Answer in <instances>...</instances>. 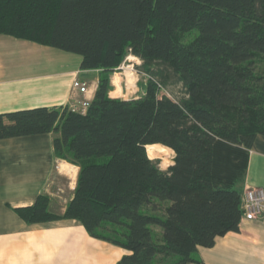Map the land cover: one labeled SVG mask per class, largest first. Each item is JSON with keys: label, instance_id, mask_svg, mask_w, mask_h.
<instances>
[{"label": "trees", "instance_id": "16d2710c", "mask_svg": "<svg viewBox=\"0 0 264 264\" xmlns=\"http://www.w3.org/2000/svg\"><path fill=\"white\" fill-rule=\"evenodd\" d=\"M0 34L99 72L83 112L0 114V139L53 133L55 157L79 168L64 213L41 194L16 209L27 224L74 219L127 251L116 264H204L198 248L238 231L248 152L264 136V0H0ZM128 55L144 92L111 98ZM154 145L174 152L165 170Z\"/></svg>", "mask_w": 264, "mask_h": 264}, {"label": "crops", "instance_id": "0c3cea01", "mask_svg": "<svg viewBox=\"0 0 264 264\" xmlns=\"http://www.w3.org/2000/svg\"><path fill=\"white\" fill-rule=\"evenodd\" d=\"M50 48L0 34V114L38 107L79 111L83 96L71 91L75 76L92 85L94 96L99 72L81 70V57ZM53 136L0 139V264H116L127 251L90 236L78 221L27 224L16 213L45 194L50 212L62 214L73 197L79 168L55 157ZM251 187L264 190L260 135L248 152L242 194ZM197 256L204 264H264V214L258 220L242 218L237 232L198 248Z\"/></svg>", "mask_w": 264, "mask_h": 264}, {"label": "rangeland", "instance_id": "374dc122", "mask_svg": "<svg viewBox=\"0 0 264 264\" xmlns=\"http://www.w3.org/2000/svg\"><path fill=\"white\" fill-rule=\"evenodd\" d=\"M49 48V47H48ZM54 49V48H50ZM62 51V50H59ZM66 53L63 51L62 53ZM70 53V52H68ZM70 55L80 58V55L70 53ZM137 59V58H136ZM134 59L132 55H128L125 57L124 61L120 64L118 69L111 75L110 81L112 85V90L109 93V97L111 98H121V99H130L136 98L143 94L145 83L147 81V76L145 74L139 73L135 66L140 64V61ZM70 62H73L71 59ZM131 77L134 82L132 87H128L126 84V77ZM116 77L117 79H115ZM168 94L172 98H179L181 96V91L178 87H174L170 85L168 87ZM149 153H154L153 160H158L159 167L165 170L168 166H170L173 162L174 152L167 147L164 146H151L148 148ZM65 161V160H64ZM67 162V161H66ZM160 229L155 228V231H159Z\"/></svg>", "mask_w": 264, "mask_h": 264}, {"label": "built area", "instance_id": "2783aa9c", "mask_svg": "<svg viewBox=\"0 0 264 264\" xmlns=\"http://www.w3.org/2000/svg\"><path fill=\"white\" fill-rule=\"evenodd\" d=\"M71 91L83 96L82 100L77 101V105L79 111H85L93 98L92 85L75 76L71 82ZM242 209V218L248 220L261 219L264 214V190L256 187L245 189L242 196Z\"/></svg>", "mask_w": 264, "mask_h": 264}, {"label": "bare ground", "instance_id": "6f19581e", "mask_svg": "<svg viewBox=\"0 0 264 264\" xmlns=\"http://www.w3.org/2000/svg\"><path fill=\"white\" fill-rule=\"evenodd\" d=\"M133 58L136 59L135 57H133ZM114 78L117 79L116 77H114ZM125 81H126V84H127L128 87H132L134 85V82H133V80L131 79L130 76L129 77L127 76L126 79H125Z\"/></svg>", "mask_w": 264, "mask_h": 264}]
</instances>
